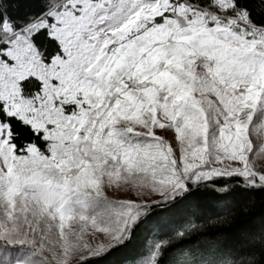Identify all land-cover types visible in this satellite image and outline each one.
Returning a JSON list of instances; mask_svg holds the SVG:
<instances>
[{
    "label": "snow or ice",
    "instance_id": "1",
    "mask_svg": "<svg viewBox=\"0 0 264 264\" xmlns=\"http://www.w3.org/2000/svg\"><path fill=\"white\" fill-rule=\"evenodd\" d=\"M257 190L264 0H0V264H134L187 205Z\"/></svg>",
    "mask_w": 264,
    "mask_h": 264
},
{
    "label": "trees",
    "instance_id": "2",
    "mask_svg": "<svg viewBox=\"0 0 264 264\" xmlns=\"http://www.w3.org/2000/svg\"><path fill=\"white\" fill-rule=\"evenodd\" d=\"M140 257L146 264H264V191L187 205L147 238Z\"/></svg>",
    "mask_w": 264,
    "mask_h": 264
},
{
    "label": "rangeland",
    "instance_id": "3",
    "mask_svg": "<svg viewBox=\"0 0 264 264\" xmlns=\"http://www.w3.org/2000/svg\"><path fill=\"white\" fill-rule=\"evenodd\" d=\"M187 52V50H185ZM143 198L147 199L148 201H154L159 199L158 196H155L147 191L143 193ZM0 220H2V217H0ZM22 223V221L14 222L12 226L8 227L7 229V236L9 239H15V238H23L26 243L29 244L31 247L39 246L40 249H42L45 253L52 256L53 259H56V249L49 247L50 241L49 239H46L45 237L40 236L38 233L36 235H27L25 236L24 233L20 232L17 229V224ZM5 235L3 230H0V236ZM35 241V243H33Z\"/></svg>",
    "mask_w": 264,
    "mask_h": 264
}]
</instances>
